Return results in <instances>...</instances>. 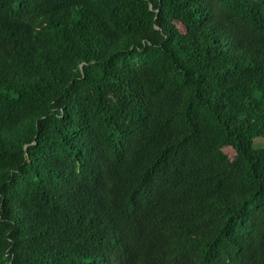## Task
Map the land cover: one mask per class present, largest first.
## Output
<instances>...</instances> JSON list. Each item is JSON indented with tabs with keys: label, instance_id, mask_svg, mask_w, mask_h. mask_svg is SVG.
Here are the masks:
<instances>
[{
	"label": "trees",
	"instance_id": "1",
	"mask_svg": "<svg viewBox=\"0 0 264 264\" xmlns=\"http://www.w3.org/2000/svg\"><path fill=\"white\" fill-rule=\"evenodd\" d=\"M259 138L264 0H0V264H264Z\"/></svg>",
	"mask_w": 264,
	"mask_h": 264
},
{
	"label": "rangeland",
	"instance_id": "2",
	"mask_svg": "<svg viewBox=\"0 0 264 264\" xmlns=\"http://www.w3.org/2000/svg\"><path fill=\"white\" fill-rule=\"evenodd\" d=\"M253 147L254 148H262V149H264V139H262V138L255 139L254 142H253ZM223 151L230 158H232L233 155H234V152L230 148H226Z\"/></svg>",
	"mask_w": 264,
	"mask_h": 264
}]
</instances>
